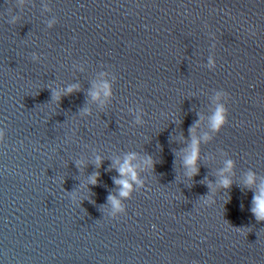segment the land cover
<instances>
[{
    "label": "water",
    "instance_id": "1",
    "mask_svg": "<svg viewBox=\"0 0 264 264\" xmlns=\"http://www.w3.org/2000/svg\"><path fill=\"white\" fill-rule=\"evenodd\" d=\"M0 133V264H264V0H0Z\"/></svg>",
    "mask_w": 264,
    "mask_h": 264
},
{
    "label": "clouds",
    "instance_id": "2",
    "mask_svg": "<svg viewBox=\"0 0 264 264\" xmlns=\"http://www.w3.org/2000/svg\"><path fill=\"white\" fill-rule=\"evenodd\" d=\"M14 20H15V17H13V21ZM73 90H74V88L70 87V88H68L67 91H68V93H71ZM103 90H104L105 96L110 95L109 85L107 83H105L103 85ZM98 96H99V92H93L92 93L93 99H97ZM225 123H227L226 109L223 106H219L217 108L216 112L214 113L213 118H212V127L214 130H219L221 127L224 126ZM0 138H2V133H0ZM133 159H135V154H130L129 156H127L124 163L120 165V167L117 169V171L119 172L121 177L130 175L132 180L135 181L137 178L136 172L134 170V166L131 164V161ZM197 161H198V142L194 139L191 154L189 156H187L185 161H184L185 166L190 169V173H189L190 175H195L196 173H198V168L196 167ZM98 162H99V158H98ZM117 163H119V162H117ZM145 163L150 165L152 163L151 158L146 160ZM231 166H232V162L228 161L227 162V169H230ZM97 178H98V173L94 174L90 178V182L92 184H95L97 182ZM114 183L121 186V191H120L121 196L126 197L129 195L128 190L130 188V184H129L128 180L116 179V180H114ZM247 183L249 185L254 183V174H249L248 179H247ZM221 185L225 188H228L231 186V182L227 178H225L221 181ZM109 201L111 202L114 209L121 210L120 209V203L115 197L109 196ZM251 211L258 221H264V186H262L259 189L258 194H255L253 196V207H252Z\"/></svg>",
    "mask_w": 264,
    "mask_h": 264
}]
</instances>
